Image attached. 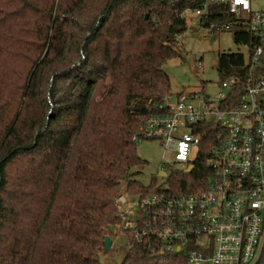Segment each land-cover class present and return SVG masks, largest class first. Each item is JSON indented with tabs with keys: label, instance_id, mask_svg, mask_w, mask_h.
<instances>
[{
	"label": "trees",
	"instance_id": "obj_1",
	"mask_svg": "<svg viewBox=\"0 0 264 264\" xmlns=\"http://www.w3.org/2000/svg\"><path fill=\"white\" fill-rule=\"evenodd\" d=\"M205 1L0 0V264H103L114 199L123 185L148 190L131 173L145 163L132 137L172 93L164 65L183 58L184 14ZM223 10L201 23L223 22ZM234 37L258 41L243 28ZM218 72L244 77L247 55L220 53ZM206 170L204 158L173 186L189 192ZM173 258L139 246L123 264Z\"/></svg>",
	"mask_w": 264,
	"mask_h": 264
},
{
	"label": "built area",
	"instance_id": "obj_2",
	"mask_svg": "<svg viewBox=\"0 0 264 264\" xmlns=\"http://www.w3.org/2000/svg\"><path fill=\"white\" fill-rule=\"evenodd\" d=\"M212 5H225L226 18L204 26ZM192 12L194 25L210 32L243 28L258 38L246 47L247 72L198 92H172L151 104L132 140L158 141L169 168L179 164L183 170L168 176L161 167L159 176L168 177L167 185L153 183L144 192L123 185L110 227L127 237V254L143 246L159 257L173 255L165 264H259L264 252V11L254 10L253 0H206ZM204 125L216 129L205 140ZM214 135L217 144L208 155ZM204 158L207 170L195 189L181 192L173 186L175 175L197 171ZM109 236L112 249L113 232Z\"/></svg>",
	"mask_w": 264,
	"mask_h": 264
},
{
	"label": "rangeland",
	"instance_id": "obj_3",
	"mask_svg": "<svg viewBox=\"0 0 264 264\" xmlns=\"http://www.w3.org/2000/svg\"><path fill=\"white\" fill-rule=\"evenodd\" d=\"M253 8L256 11H264V0H253ZM188 22V31L180 37V50L183 58L169 60L164 69L169 74L172 92L178 94L184 90L201 91L206 85H216L220 80L218 72L219 54L222 52L246 53L247 48L235 41L234 31L226 30L220 33L210 32L209 29L194 25L197 17L192 11L184 14ZM202 61L203 67L198 63ZM137 153L145 161L144 165L134 167L131 170L133 177L151 187L166 186L168 177L159 176L160 168L167 170L168 176L171 171H182L183 166L171 164L169 168L164 158V150L158 141L144 140L137 143ZM171 160L170 156H167ZM114 246L108 252L101 255L103 264H123L129 250V242L125 235H116ZM165 260L162 259L161 262Z\"/></svg>",
	"mask_w": 264,
	"mask_h": 264
},
{
	"label": "water",
	"instance_id": "obj_4",
	"mask_svg": "<svg viewBox=\"0 0 264 264\" xmlns=\"http://www.w3.org/2000/svg\"><path fill=\"white\" fill-rule=\"evenodd\" d=\"M209 90H210L212 93H216L217 88H213V87H211V88H209ZM174 98H175V97H174ZM173 101H174V99H173ZM160 175H164V172H160ZM112 244H113V240H112V238H111L110 236H106V237H105V240H104L105 252H108V251L111 249ZM162 255H163V253L160 254V256H162Z\"/></svg>",
	"mask_w": 264,
	"mask_h": 264
}]
</instances>
